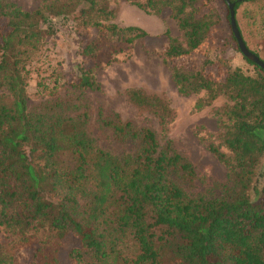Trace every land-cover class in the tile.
I'll use <instances>...</instances> for the list:
<instances>
[{
    "label": "trees",
    "instance_id": "1",
    "mask_svg": "<svg viewBox=\"0 0 264 264\" xmlns=\"http://www.w3.org/2000/svg\"><path fill=\"white\" fill-rule=\"evenodd\" d=\"M209 1L132 3L176 22L183 41L167 33L159 54L171 66L179 92H206L195 104L198 110L221 95L231 102L222 134L231 157L209 147L229 166L231 178L222 195L211 199L185 192L179 178L194 174L191 163L172 141L161 144L152 130L135 129L117 114L108 121L101 117L116 137L138 142L135 153L119 156L94 146L78 120L88 119L86 110L61 117L35 113L28 106L27 64L42 40L57 31L58 19L74 20L81 32L95 29L81 51L91 65L80 64L77 78L69 83L88 90L100 88L93 73L107 55L102 48L108 41L118 36L133 44L148 36L143 28L112 22L113 9L97 0H50L33 11L0 0V264H21L24 252L26 264H264V186L253 184L264 156V69L239 50L225 0L230 32L219 46L210 44L212 28L223 18ZM255 1L230 0L234 15ZM205 4L208 8L202 10ZM236 25L248 50L261 59ZM228 47L242 54L255 75L220 57ZM202 49L199 63L180 62ZM213 65L218 76L205 70ZM125 96L161 124L172 117L169 103L157 94L130 88ZM58 102L46 105L59 107ZM68 235L77 246L64 247ZM126 238L136 252L124 253Z\"/></svg>",
    "mask_w": 264,
    "mask_h": 264
},
{
    "label": "rangeland",
    "instance_id": "2",
    "mask_svg": "<svg viewBox=\"0 0 264 264\" xmlns=\"http://www.w3.org/2000/svg\"><path fill=\"white\" fill-rule=\"evenodd\" d=\"M15 3L25 11L42 8L50 0H6ZM75 1V0H72ZM134 0H97L99 5L108 3L113 9L112 22L121 27L139 26L148 36L137 39L133 44L126 45L121 38L113 36L102 50L107 55L102 56L99 68L94 70L95 80L99 83L98 90L73 88L70 82L78 75V66H90L81 54L83 47L94 37L95 29L81 32L76 30L73 20H57V31L46 36L38 50L27 64L26 93L29 108L35 113L60 115H75L84 109L88 119L79 117L82 127L91 137L96 148L115 155L135 153L137 140H122L115 136L112 129L101 122V117L107 121L116 114L122 121H129L133 128H148L152 130L161 144L172 141L177 153L191 163L194 174L179 178L181 187L190 196L215 198L222 195L223 188L229 185L231 171L229 166L209 147L218 148L229 158L230 151L222 140L225 109L231 102L221 95L210 105L196 109V102L205 98L206 92L182 95L172 77L171 66L159 52L165 47L167 33L183 41L176 22L168 17H160L147 8V12L135 6ZM142 4L145 0H137ZM210 5L217 7L222 15V22L215 25L209 36L212 46H219L229 34V22L226 18L227 8L221 0H210ZM81 5V4H80ZM79 5V6H80ZM78 6V7H79ZM207 5H202L206 10ZM235 19L243 31L249 48L264 60V0L245 3L237 9ZM217 51H212V57ZM101 55V54H100ZM98 55V60H100ZM220 57L230 60L233 67H239L249 75H255L254 67L249 64L240 52L228 47ZM204 58L203 49L193 53L180 62L191 65L199 63ZM105 59L107 63L105 64ZM206 72L213 76L219 75V68L208 66ZM130 88H140L147 93L163 97L173 110L172 117L161 124L152 113L140 110L127 100L125 91ZM59 99V107H49L46 102ZM182 174V173H179ZM253 184L259 189L264 186V156L261 157L253 175ZM251 197L254 193L249 191ZM124 253L136 252V246L126 238ZM78 245L72 235L66 236L64 247ZM28 253H23L21 264L27 263ZM63 262V259H62ZM65 263V261H64Z\"/></svg>",
    "mask_w": 264,
    "mask_h": 264
},
{
    "label": "water",
    "instance_id": "3",
    "mask_svg": "<svg viewBox=\"0 0 264 264\" xmlns=\"http://www.w3.org/2000/svg\"><path fill=\"white\" fill-rule=\"evenodd\" d=\"M226 3L228 4V8H229V19H230V25H231V29L232 32L237 40V45L239 50L241 51V53L248 58L249 60L255 62L256 64H258L260 67H262L264 69V62L254 53H252L250 50H248V48L246 47L240 32L237 28L236 25V21H235V15H234V4L232 2H230V0H225Z\"/></svg>",
    "mask_w": 264,
    "mask_h": 264
}]
</instances>
